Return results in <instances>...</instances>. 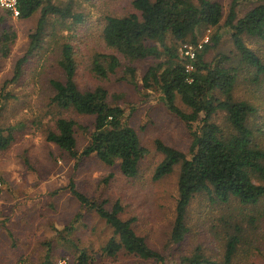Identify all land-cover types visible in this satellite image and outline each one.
<instances>
[{
  "label": "rangeland",
  "instance_id": "1",
  "mask_svg": "<svg viewBox=\"0 0 264 264\" xmlns=\"http://www.w3.org/2000/svg\"><path fill=\"white\" fill-rule=\"evenodd\" d=\"M68 1L55 0L61 6ZM216 1L224 11L220 26H202L196 33L199 45L209 43L212 36H219L218 44L206 56L207 61L218 55L234 57L237 53L224 26L233 0ZM237 1L238 18L264 2ZM131 3L132 0H73V12L81 14L82 22L77 24L65 19L61 25L57 23V16H49L40 47L28 56L18 81L6 86L17 62L30 48L31 35L37 29L41 12L37 11L29 19L5 17L0 22V37L5 31L16 36L9 57H0V92L12 96L0 104V127L12 128L14 136L12 145L0 151V264H43L48 254L49 264H76L77 250H85L92 257V264H155L125 253L114 258L103 257L102 249L113 231L96 212L72 195L68 188L71 180L79 192L91 201L103 203L106 209L111 210L119 202L123 207L121 218L134 221L135 232L165 258L166 264H181L183 257H192L197 250L203 257L221 263L227 234L240 241L233 264H264V200L244 207L232 199L222 205L212 202L207 194H200L187 211L188 234L180 244L170 240L178 196V171L153 180L154 171L163 159L156 150V141L187 153L192 141L190 130L166 109L157 91L143 89L142 77L153 64L152 60L132 62L137 69L135 84L122 79L127 63L123 59V66L113 75L101 78L93 72L97 55L115 53L102 40L106 17L132 13ZM5 14L0 9V16ZM244 40L264 61V41L247 36ZM171 43L166 40L164 45ZM64 44L74 48L79 89L104 88L109 102L125 109L141 145L148 149L137 177L126 178L119 165L107 166L94 156L82 159L75 168L67 153L47 142V134L56 128L59 118L77 122L79 151L87 145L92 131V117L78 116L52 103L51 81L64 77L59 66ZM185 45H179L180 55ZM240 70L235 96L252 101L251 93L257 94L258 114L251 118V126L254 142L264 149V84L255 87L250 82L249 70L245 67ZM215 122L221 124L222 118L216 117Z\"/></svg>",
  "mask_w": 264,
  "mask_h": 264
},
{
  "label": "trees",
  "instance_id": "2",
  "mask_svg": "<svg viewBox=\"0 0 264 264\" xmlns=\"http://www.w3.org/2000/svg\"><path fill=\"white\" fill-rule=\"evenodd\" d=\"M16 1L20 13L18 19H29L39 10L41 17L31 35L29 50L17 62L14 75L5 86L18 81L28 56L40 47V37L49 16H57V23L61 25L65 19L77 24L83 20L81 14L73 12V0L62 6L55 0ZM131 7L132 13L126 16L106 17L102 40L115 53L97 55L93 72L101 78L113 75L123 66V59L127 63L122 79L135 84L137 69L132 62L152 60L153 64L142 77L143 89L157 91L166 109L189 128L192 141L187 153L156 141V150L163 159L153 174V180L158 181L178 171V196L170 240L180 244L189 232L187 211L196 196L207 194L212 202L222 205L235 199L244 207L264 200V149L254 142L251 126V118L258 114L257 94L251 93L252 101L235 96L240 69L244 67L249 70L250 82L255 87L264 84V61L244 40L247 36L264 41V2L238 18V1H232L224 26L237 53L234 57L218 55L211 61H207L206 56L218 44V35L212 36L194 59L180 55L178 48L181 44L198 46L196 33L199 27L220 26L224 18L221 3L216 0H132ZM0 9L6 13L0 16V22L5 17H12L9 11ZM15 37L9 31L2 34L0 57H9ZM166 40H171V45H164ZM156 42L161 45L157 46ZM61 50L59 66L64 77L51 81L54 89L52 103L78 116L92 117V131L87 145L79 151L77 122L59 118L56 128L47 134V142L67 153L75 168L82 159L94 156L107 166L119 165L126 178L137 177L140 162L149 151L141 145L125 109L110 103L104 88L79 89L74 48L71 44H64ZM10 98V93L0 92V104ZM219 116L221 124L215 122ZM81 128L85 130V126ZM13 140L12 128L0 127V151L7 150ZM68 188L78 202L96 212L112 229V237L102 249L103 257L114 258L125 253L143 261L166 264L165 258L135 232L134 221L121 218L123 207L119 202L109 210L103 203L91 201L79 192L72 180ZM227 236L223 262L205 258L197 250L192 257H183L181 264H233L240 241ZM65 240L69 241L67 237ZM77 251L76 264H92V257L85 250ZM49 255L43 264H49Z\"/></svg>",
  "mask_w": 264,
  "mask_h": 264
},
{
  "label": "built area",
  "instance_id": "3",
  "mask_svg": "<svg viewBox=\"0 0 264 264\" xmlns=\"http://www.w3.org/2000/svg\"><path fill=\"white\" fill-rule=\"evenodd\" d=\"M0 7L6 11H9L13 18H18L20 13L17 8V1L16 0H0ZM208 43V42H205ZM203 45L193 46L190 44H186L184 46L182 55L189 57V59H194L195 54L197 53L198 49H202ZM196 48V50H195ZM189 69H192L191 67ZM65 264V262L60 263Z\"/></svg>",
  "mask_w": 264,
  "mask_h": 264
}]
</instances>
